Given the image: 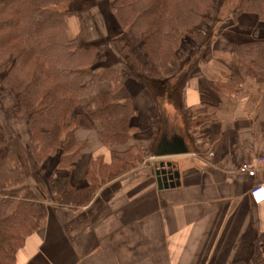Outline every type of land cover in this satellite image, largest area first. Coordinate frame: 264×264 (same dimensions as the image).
<instances>
[{
  "label": "trees",
  "instance_id": "obj_1",
  "mask_svg": "<svg viewBox=\"0 0 264 264\" xmlns=\"http://www.w3.org/2000/svg\"><path fill=\"white\" fill-rule=\"evenodd\" d=\"M73 1L0 0V94L9 93L13 114L25 119L31 136L27 151L37 167L30 181L16 150L20 143L8 138L0 125V264H15L26 238L43 227L51 208L47 201L59 208L86 207L100 186L140 164L129 144L138 130V110L131 98L118 100L116 95L129 80L140 84L142 77L154 86L169 85V80L171 85L181 72L177 51L184 41L203 48L215 38L226 39L232 61L264 84V38L243 34L236 26L241 16L264 23V0L234 2L228 26L217 33L227 0H108L120 32L101 42L88 39L82 13L68 8ZM72 17L79 21V30L69 38ZM109 61H117L123 70L110 67ZM80 108L98 125L111 160L104 164L101 158L89 159L86 184L76 186L71 174L86 148L76 138ZM50 160L55 172L44 178ZM263 240L261 235L255 241L248 262L233 264H264Z\"/></svg>",
  "mask_w": 264,
  "mask_h": 264
},
{
  "label": "crops",
  "instance_id": "obj_2",
  "mask_svg": "<svg viewBox=\"0 0 264 264\" xmlns=\"http://www.w3.org/2000/svg\"><path fill=\"white\" fill-rule=\"evenodd\" d=\"M236 26L243 34L264 38V23L255 17L241 16ZM207 58L199 57L196 64ZM207 66L198 69L207 86L198 79L188 81L176 90V96L183 91L178 102H168L179 114L191 152L149 156L143 164L150 171L153 167L151 172L139 166L103 184L86 207H51L43 229L27 238L15 264H233L252 258L255 241L264 235V202L255 204L249 193L261 177L239 169L255 167L264 157V84L230 65L234 92L214 91L209 82L216 73ZM216 71L226 74L220 67ZM178 84L179 77L171 86ZM170 112L165 117L171 131ZM82 117L76 136L95 130ZM190 119L195 120L194 132L189 131ZM100 144L94 155L109 164L110 152ZM95 157L83 152L71 174L74 185L86 184L88 161ZM160 162L171 163L179 187L158 188L155 168ZM260 248L264 256V240Z\"/></svg>",
  "mask_w": 264,
  "mask_h": 264
},
{
  "label": "rangeland",
  "instance_id": "obj_3",
  "mask_svg": "<svg viewBox=\"0 0 264 264\" xmlns=\"http://www.w3.org/2000/svg\"><path fill=\"white\" fill-rule=\"evenodd\" d=\"M236 1L237 0H227L226 4L222 7L223 8L222 21L217 24L215 33H217V30L220 29L222 25L228 26L227 19L230 16L231 5ZM96 6L98 9L96 8V10H92ZM68 8L78 10L82 13V16L86 20V27L89 33L88 39L101 42V38L108 40L115 38L117 37V35H119L120 31L119 29H117L116 25L114 24V21L111 20L110 17L111 15L109 14L108 0H74L71 4L68 5ZM78 30H79V21L75 17L69 18L67 25V35L69 36V38H73L78 33ZM225 44H226V39L215 38L212 40L211 45L205 46L203 48L202 47L198 48L195 47V45L192 42L184 41V43L179 47L177 51L178 55L182 57V60L184 61L183 65L181 66V72L175 77V79L179 77V84L177 86L175 87L171 86L170 80L168 82L169 85L160 83L157 86H154V84L150 80L142 77L141 78L143 80L142 83L139 84L137 82L131 81L127 85L124 84L122 90L116 95V98L118 100H123L126 97L131 98L134 103V106L137 108L138 111H140L137 113V120L135 123L137 124L138 128H140V130H135V135L133 136V139L129 143L131 151L138 156V160L140 161V164L137 165V167L135 168H138L139 166H143V167L145 166V169L148 168L149 172L153 170L152 167V170L150 171L149 164L147 165L146 162L145 165L143 164V162L145 160H148L149 156L151 155L153 149V148L151 149L150 146L152 145L151 139L160 136L161 133L160 131L161 120L159 123V127L155 123L158 122L159 117H162V114L164 113L166 114L167 109L172 111L170 112V119H171V123H174L173 125L175 126V128H173L172 131H175L176 128L178 130L184 131V129L182 128L183 125L179 121L181 120L180 117L178 116L179 114L175 113L172 110L173 108L172 106L169 105L168 102L169 99L176 100L175 103L178 102L179 99L178 97L181 96L183 91L179 96H176L175 94L176 90H179L180 88L183 89L186 82L188 81L190 82L191 80L198 79L197 81H200V84L207 86L208 82L207 83L204 82L202 80V77L200 78L201 73L199 74L198 72L199 71L198 69L201 64L208 63L207 69L208 67L212 69L208 72L216 73L215 75L216 77L210 79L211 81L209 82L211 89L216 91V87L227 84L229 88L226 87L225 91L229 92L230 90H232L231 92H234L233 88L235 87H233V84L230 83L231 81L228 80L229 71H227V69L229 70L230 65L235 66L236 64L232 61L230 52L228 50H225ZM199 57H202V59L205 57L208 58L200 62L201 64L197 65L196 62ZM220 60L223 63L220 62ZM117 61H113V62L109 61L107 65L118 70L119 69L123 70V67H120ZM218 67L224 69L226 74L225 73L219 74V71H216ZM173 94H175L176 98L173 96ZM13 104H14V100L9 93L0 94V125L2 126L4 133L8 138H11L13 141H15L16 144L17 142L20 143L18 145L15 144L14 145L16 146V150L19 153V158L22 163L26 177L30 181H33L35 179L34 177L37 167L30 159L29 153L27 151V143L30 140L31 136L27 129L25 119L18 118L13 114L12 112ZM79 112L81 114V117L83 116L84 118H87V116L84 113H82L81 108L79 109ZM154 124L157 125L155 131L154 129H152V126H154ZM194 124H195V120L190 119L188 125L189 131L194 132L196 130ZM94 125H95V130L93 128L90 129L88 128L89 130H83L79 132L76 136L78 141L86 142V148L83 150V152L93 157L96 156L94 155V153L98 151V148L101 149L102 146L100 144L101 140L98 136V125L96 123ZM148 142H150V144L149 146H146L147 145L146 143ZM20 148H22V150H20ZM83 152L80 155V159L82 157ZM97 158L99 157H95V159ZM55 166L56 165L53 160L48 161L44 165V173H45L44 178H46L51 173L55 172L54 171ZM40 182H42V178L40 179ZM46 205H48L49 207L52 206L57 207L56 204H54V202L50 200L47 201ZM43 227L39 231H41ZM39 231L35 232L34 234L38 233ZM34 234H31L29 237H31Z\"/></svg>",
  "mask_w": 264,
  "mask_h": 264
},
{
  "label": "water",
  "instance_id": "obj_4",
  "mask_svg": "<svg viewBox=\"0 0 264 264\" xmlns=\"http://www.w3.org/2000/svg\"><path fill=\"white\" fill-rule=\"evenodd\" d=\"M165 113L161 117V133L153 146L150 158L161 159L165 157L184 155L191 152L188 147L185 135L182 130L169 131L167 125V118ZM171 132V133H170ZM170 133V134H169ZM165 168L172 171L171 163L160 162L157 170L155 171L158 188H175L179 187V174L177 172H166Z\"/></svg>",
  "mask_w": 264,
  "mask_h": 264
},
{
  "label": "built area",
  "instance_id": "obj_5",
  "mask_svg": "<svg viewBox=\"0 0 264 264\" xmlns=\"http://www.w3.org/2000/svg\"><path fill=\"white\" fill-rule=\"evenodd\" d=\"M239 172L250 177L260 176L261 179L250 190V197L255 204L264 202V157L257 159L256 166L243 165Z\"/></svg>",
  "mask_w": 264,
  "mask_h": 264
},
{
  "label": "flooded vegetation",
  "instance_id": "obj_6",
  "mask_svg": "<svg viewBox=\"0 0 264 264\" xmlns=\"http://www.w3.org/2000/svg\"><path fill=\"white\" fill-rule=\"evenodd\" d=\"M158 166H156L155 171L157 170ZM166 172H172L170 169L165 168ZM157 178V177H156Z\"/></svg>",
  "mask_w": 264,
  "mask_h": 264
}]
</instances>
